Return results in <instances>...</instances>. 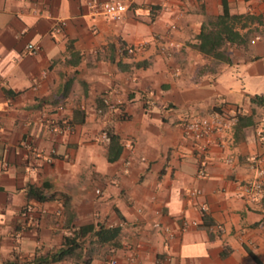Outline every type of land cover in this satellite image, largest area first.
Listing matches in <instances>:
<instances>
[{
  "label": "crops",
  "instance_id": "1",
  "mask_svg": "<svg viewBox=\"0 0 264 264\" xmlns=\"http://www.w3.org/2000/svg\"><path fill=\"white\" fill-rule=\"evenodd\" d=\"M127 1V11L110 19L87 0H0V264H30L67 247V235L74 249L36 264L131 256L136 264H264V195L248 200L241 186L253 173L247 157L259 154L264 163L257 136L264 106L249 100L264 93V29L253 22L248 41L229 46V62L196 45L202 22L224 5L264 19V2ZM59 19L66 24L55 33ZM27 42L38 51H27ZM213 107L252 114L254 123L237 131L234 124L223 147L211 146L200 177L181 121ZM61 119L73 131L50 129ZM107 130L121 145L113 160ZM24 141L56 152L50 162L35 159ZM29 186L44 199L29 195ZM192 187L201 193L189 196ZM28 202L45 211L23 228ZM193 219L199 224L181 228Z\"/></svg>",
  "mask_w": 264,
  "mask_h": 264
},
{
  "label": "built area",
  "instance_id": "2",
  "mask_svg": "<svg viewBox=\"0 0 264 264\" xmlns=\"http://www.w3.org/2000/svg\"><path fill=\"white\" fill-rule=\"evenodd\" d=\"M263 1L264 0H257ZM87 5L91 8L94 14H103L110 19L120 18L128 9L129 2L127 0H87ZM66 21L59 19L52 25V31L58 33L65 26ZM27 51L36 53L38 46L34 42H27L25 45ZM165 45H162V50H165ZM135 47L133 45L126 46L125 50L129 53L133 52ZM106 104L113 107L112 103L105 100ZM237 119V115L227 112L225 109L220 107H213L207 110L204 114L185 118L181 121L182 131L185 136L190 138L193 146V150L198 162L197 174L200 177L207 175L206 166L208 164V152L211 146L217 145L220 147L224 146L226 141L225 136L233 129V125ZM50 129L55 132H71L74 129V125L68 119H61L57 122L50 124ZM258 139L264 142V127L257 131ZM102 137H107V132H103ZM129 145V143H127ZM24 146L29 150L32 157L35 159H45L50 162L52 160V154L56 152L54 148L50 150L48 155H44L41 150L31 143L24 141ZM29 154L26 155V160L30 159ZM226 162L232 161V156L226 155L224 157ZM249 167L252 169V175L245 180L241 186L243 188L244 196L248 200H256L264 195V163L263 158L259 154H251L247 157ZM27 167L32 169L35 167L34 163H28ZM99 192V189H96ZM189 196H195L201 193V189L192 187L187 189ZM39 210L45 211V208H37L33 202L26 203L21 209L23 228L32 227L35 223V212ZM201 215L203 216L207 211L206 203L200 204ZM59 211V210H57ZM198 225V220H184L181 228L185 229L188 225ZM154 226L160 227L158 222L154 223ZM163 229L169 232L172 236V232L168 226H162ZM110 264H136L134 257H129L127 262L120 263L117 258H111Z\"/></svg>",
  "mask_w": 264,
  "mask_h": 264
},
{
  "label": "trees",
  "instance_id": "3",
  "mask_svg": "<svg viewBox=\"0 0 264 264\" xmlns=\"http://www.w3.org/2000/svg\"><path fill=\"white\" fill-rule=\"evenodd\" d=\"M249 22H257L262 25L264 29L263 18L253 14L230 12L228 7L224 5L221 13L207 18L202 22L201 30L197 36L198 43L196 45L202 52L212 55L219 60L229 62V46L234 44H245L249 39V35L252 31V28L249 27ZM245 27H247V29L243 30ZM249 100L254 106H264V93H254L249 95ZM252 123H254L252 114H237V121L234 125L235 131L239 130L242 125ZM106 132L109 140L108 159L113 160L118 156L121 150V145L119 144L118 137L115 133H112L109 130ZM27 191L29 195L39 200L44 199V194L40 188L29 186ZM110 229L115 233L117 232L118 227H111ZM113 234L111 233L109 237ZM73 239L74 236H65L64 244L68 245L67 247L64 246V248L62 247L60 250L42 256H36L29 263L36 264L61 259L63 255L74 249L75 244L73 243Z\"/></svg>",
  "mask_w": 264,
  "mask_h": 264
},
{
  "label": "rangeland",
  "instance_id": "4",
  "mask_svg": "<svg viewBox=\"0 0 264 264\" xmlns=\"http://www.w3.org/2000/svg\"><path fill=\"white\" fill-rule=\"evenodd\" d=\"M250 26H253V27H251L252 30H253L254 27H257V28H258V25H254L253 22H252V24L250 23ZM251 33H252V32H251Z\"/></svg>",
  "mask_w": 264,
  "mask_h": 264
}]
</instances>
